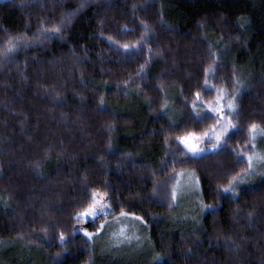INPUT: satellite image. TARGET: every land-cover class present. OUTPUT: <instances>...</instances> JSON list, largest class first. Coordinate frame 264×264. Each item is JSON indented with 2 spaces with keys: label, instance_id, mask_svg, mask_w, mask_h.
<instances>
[{
  "label": "trees",
  "instance_id": "obj_1",
  "mask_svg": "<svg viewBox=\"0 0 264 264\" xmlns=\"http://www.w3.org/2000/svg\"><path fill=\"white\" fill-rule=\"evenodd\" d=\"M219 95L235 128L192 156L180 138L212 134ZM252 124L264 0H0V264H104L74 228L113 219L143 225L129 264H264V178L223 191L257 152ZM180 173L208 208L197 226L170 223ZM93 192L111 213L82 227Z\"/></svg>",
  "mask_w": 264,
  "mask_h": 264
},
{
  "label": "rangeland",
  "instance_id": "obj_2",
  "mask_svg": "<svg viewBox=\"0 0 264 264\" xmlns=\"http://www.w3.org/2000/svg\"><path fill=\"white\" fill-rule=\"evenodd\" d=\"M218 98L215 108L222 107L224 111L222 113H216L217 117L219 119L222 115L223 126L228 127L229 118H227L225 113L233 112L227 109V105L229 103L234 104V97H227L226 103L220 95ZM223 104L225 107H223ZM173 114L176 116V113ZM209 136H213V139L210 142H204V140L189 141L190 144H196L198 148L204 149V151H200L196 154L191 153L184 143L181 142V144L192 156H199L204 153L212 152L217 148L214 147L216 142L213 132L212 134H209ZM263 137L264 134L259 132V129L252 133V148L254 144L257 145V152L254 150L253 154L249 156L252 158L251 168L249 167V170L234 183L235 187L233 188V191H236V189H244L247 181L255 182L256 180L258 181L264 178V174L262 172L260 173V170L264 169V155L261 151H259V148L261 149L262 145H264V142L262 141L264 139ZM89 175L96 177L94 166H90ZM228 193L233 194L231 192ZM197 194L199 196V188L196 177L191 173L178 174L171 186V198L173 206L175 207V211L170 219L171 224L177 225L180 228L186 227L187 225L197 226V221L201 214L204 215L207 212L206 209L208 210V208H205L202 204L203 208H201L199 201L197 200ZM102 197L103 199L101 200V203L107 205V210L94 222L108 216L111 213L108 207L107 199L104 196ZM81 222L82 227L87 225L84 221L81 220ZM94 222H89L88 224ZM103 225L104 227L99 233L93 235L91 239L87 237V239L91 242H93V239L96 240L97 250L99 251L101 262H104V264H129L135 260H141V262L144 261L143 257L147 254V245L143 243L144 241L140 235H134V231H132L133 229H137L136 225L143 227L140 222L136 220L133 221V219H113L106 221ZM117 227H119L120 230H118ZM115 228L116 231H114ZM123 231L125 233L124 235ZM95 264L98 263L96 262Z\"/></svg>",
  "mask_w": 264,
  "mask_h": 264
},
{
  "label": "snow or ice",
  "instance_id": "obj_3",
  "mask_svg": "<svg viewBox=\"0 0 264 264\" xmlns=\"http://www.w3.org/2000/svg\"><path fill=\"white\" fill-rule=\"evenodd\" d=\"M58 31V29L56 30ZM125 48L128 46L125 45ZM197 99H199V95L197 94ZM227 109L229 111L234 110V106L232 103H229L227 105ZM224 109L222 107H216V108H210L209 112H215V113H222ZM235 125H232L231 122H228V127L223 126V116L221 115L219 119H217V125L215 128L212 129V132L214 134L215 139V145L214 147H218L222 141H226L228 138V133L231 129H234ZM257 130V126L255 124H252L250 126L249 131L254 133ZM213 139V136H209L208 132H205L202 137L196 136L194 133H189L187 137H181L180 140L182 143L185 144V146L189 149V151L193 154H196L200 151H204V149L198 148L196 144H190L189 141H200L204 140V142H210ZM251 157H248L249 161V167L251 168ZM235 187V184L230 182V186L228 188L223 189L224 192H231L233 188ZM103 199L102 196H100L98 193L93 192L91 196V203L84 208L83 211L76 212L75 216L73 217L74 220L77 221H84L85 224H88L89 222H94L97 218H99L101 215H103L107 210V205L102 204L101 200ZM126 215V213L121 212V216ZM136 219L140 220L141 217H136ZM104 225L102 224L100 228L97 229V233H99L103 229ZM74 231H81L83 234L88 237L89 239L92 238L94 233H89L86 228H74ZM61 241L64 240L63 234L60 235Z\"/></svg>",
  "mask_w": 264,
  "mask_h": 264
}]
</instances>
